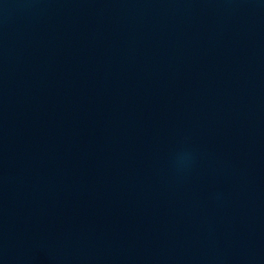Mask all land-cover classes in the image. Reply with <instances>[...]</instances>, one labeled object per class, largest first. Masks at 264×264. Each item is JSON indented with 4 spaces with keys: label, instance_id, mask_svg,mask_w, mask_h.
Returning <instances> with one entry per match:
<instances>
[{
    "label": "water",
    "instance_id": "95a60500",
    "mask_svg": "<svg viewBox=\"0 0 264 264\" xmlns=\"http://www.w3.org/2000/svg\"><path fill=\"white\" fill-rule=\"evenodd\" d=\"M0 264H264V0H0Z\"/></svg>",
    "mask_w": 264,
    "mask_h": 264
}]
</instances>
